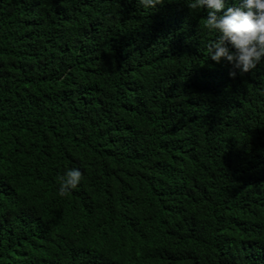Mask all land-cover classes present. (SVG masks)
I'll use <instances>...</instances> for the list:
<instances>
[{
    "label": "trees",
    "instance_id": "16d2710c",
    "mask_svg": "<svg viewBox=\"0 0 264 264\" xmlns=\"http://www.w3.org/2000/svg\"><path fill=\"white\" fill-rule=\"evenodd\" d=\"M205 14L0 0V264H264V63Z\"/></svg>",
    "mask_w": 264,
    "mask_h": 264
},
{
    "label": "clouds",
    "instance_id": "9594fccd",
    "mask_svg": "<svg viewBox=\"0 0 264 264\" xmlns=\"http://www.w3.org/2000/svg\"><path fill=\"white\" fill-rule=\"evenodd\" d=\"M164 0H137L139 7L153 11ZM191 10L206 14L202 28L215 34L208 41L207 53L211 60H222L232 65L230 76L247 73L264 63V0H186ZM82 180L80 168H66L57 176V193L66 195Z\"/></svg>",
    "mask_w": 264,
    "mask_h": 264
}]
</instances>
